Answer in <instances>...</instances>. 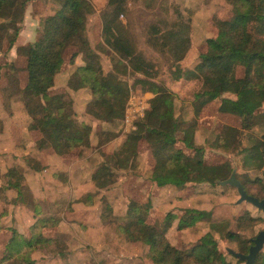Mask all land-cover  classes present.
Segmentation results:
<instances>
[{"label": "trees", "instance_id": "trees-1", "mask_svg": "<svg viewBox=\"0 0 264 264\" xmlns=\"http://www.w3.org/2000/svg\"><path fill=\"white\" fill-rule=\"evenodd\" d=\"M29 1L0 0V52L7 53L15 46ZM228 2L233 8L232 16L214 19L216 35L202 42L195 64L187 69L181 63L191 44V25L189 17L176 4L172 6L167 28L151 21L139 27L135 11L128 6L127 0H106L98 12L103 39L93 46L86 30L87 16L94 9L89 0H61L60 7L53 13L38 15L35 39L15 46L16 58L21 62L18 65L9 61L6 73L30 117L27 130L39 133L33 142L35 148H50L56 155L63 156L90 145L91 126L77 119L72 99L64 93H49L65 61L67 48L73 47L69 58L73 70L67 86L72 90L88 89L91 98L86 112L93 118L105 122L124 119L129 85L119 75H126L129 70L141 74L135 77L134 83L143 92L151 93L148 107L134 121L133 128L118 148L119 168L135 167L139 144L145 141L153 159L150 181L157 187L171 185L182 189L200 183L216 185L218 180L227 178L233 169L231 159L222 157L218 163H208L196 157L198 148L187 137L194 134L203 108L217 98L220 99L217 112L239 117L241 129L252 128L258 111L263 108L264 0ZM104 52L111 56L112 62V69L107 73L100 62V53ZM79 56L81 61L75 64ZM239 67L243 69L241 75H238ZM162 72L167 73L174 84L190 80L201 82V89L192 97V121L176 116L174 99L179 92L169 86V81L155 80ZM223 93L228 96L221 98ZM262 116L264 120V114ZM228 129L235 130L233 126L224 127L220 134ZM110 132L109 139H112L115 133ZM181 134L184 137H180ZM226 134L222 143L217 141L216 149L219 146L229 149ZM179 143L189 148V153ZM239 151L243 170L261 168L264 137ZM27 162L35 170L42 168L34 158H28ZM113 175L114 169L102 162L91 178L98 188H105L113 182ZM4 176L6 181L0 186V201H7L4 192L9 188L16 189L15 200L21 198L22 171L11 166ZM240 181L248 194L264 198L250 192L247 186V182L258 181V178ZM4 212L5 207H2L0 220ZM110 213L111 207H108L106 213H101V221H107ZM149 213V202L130 200L119 229L126 241L144 243L147 246L145 255L154 264H233L225 259L209 231L188 249L177 247L168 240L167 231L175 219H178L177 229L182 230L191 226L196 216L204 214L203 211L186 208L179 216L174 211H167L159 226L147 221ZM255 220L244 211L236 217V227L238 230L246 228ZM56 222L54 217H39L29 226L28 235L12 228L0 248V264H35L31 255L53 240L44 230ZM3 228L0 223V232ZM223 237L234 241L242 253H247L252 244L250 238L242 237L237 230H227ZM254 264H264L263 250L256 255Z\"/></svg>", "mask_w": 264, "mask_h": 264}, {"label": "rangeland", "instance_id": "rangeland-1", "mask_svg": "<svg viewBox=\"0 0 264 264\" xmlns=\"http://www.w3.org/2000/svg\"><path fill=\"white\" fill-rule=\"evenodd\" d=\"M60 1L35 0L31 4V15L36 18L38 15L51 14L60 7ZM89 1L94 9L87 16L86 30L89 42L93 46L103 39L99 34L100 20L98 12L103 8L106 0ZM127 4L134 9L139 27L151 21L167 28L172 6L175 4L189 17L191 44L186 57L181 63L184 69L192 68L195 64L202 42L206 38L216 35L217 29L214 19H229L233 14L232 5L228 0H127ZM38 6H40V9L37 10ZM120 18L124 20L123 16ZM31 30H34V24H31ZM29 35L30 33L27 37H30ZM22 39L23 37L20 38V41ZM17 44H19V41ZM143 48L149 52L145 46ZM13 50L7 53L0 52V119L2 120V130L0 131V181L2 182L1 185L5 184L4 171H7L11 166H17L24 173V186L22 187V196L20 195L24 203L21 200L19 202L26 209L34 211L35 217L32 214L30 222H34L38 216H46L42 207L47 204L45 200L36 202L32 198L28 184L25 182V178L33 179L30 177L32 175L30 172L37 171L27 162L28 158H34L39 163V166L48 168L47 171L38 170L42 175L37 177L38 183L42 184L44 189L48 186L51 191L60 194L62 198L70 196L76 200L78 197L81 199L86 197L99 207L100 215L102 212L106 213L108 207H111V213L107 215V221L103 223L107 224L109 231H112L116 245L122 246L126 241L119 226L124 223L126 206L130 200H136L139 203L149 202L150 213L147 221L156 226L161 224L167 211H174L179 216L181 210L190 208L203 211L204 214L196 216L192 225L182 230L177 229L178 219H175L167 231V238L170 243L177 247L188 249L203 234L209 231L216 239L220 250L224 252L227 261L233 264H244V261L229 255L225 251L226 247L236 251H238L239 247L234 241L224 238L223 234L227 230H237L242 237H254L260 230H264V212L248 202L237 203L238 193L235 188L219 184L209 185L207 183H200L196 186H188L182 189L171 185L157 187L150 181L153 159L145 141L139 144L135 167L129 169L119 168L117 163L118 148L126 134L133 128L134 121L143 115L151 97V93L143 92L139 85L134 83L135 77H140L141 74L129 70L126 75H119L129 85V97L126 102L124 119L114 122L95 119L86 112L88 101L91 98L88 89L72 90L67 86V79L73 70V66L69 63V58L74 50L73 47L67 48L64 56L65 61L60 72L55 76L54 85L49 89V93H64L72 99L77 119L91 126L90 145L74 149L71 153L56 158L55 161H48L54 153L50 148L43 150L34 148L33 142L39 137V133L27 130L30 117L24 110L21 95L18 94L17 88L11 84L6 74L9 61H14L18 65L21 62L19 59L14 58ZM110 57L105 52L100 53V62L104 73L112 69ZM80 61L79 56L76 58L75 64L80 63ZM242 72L243 69L239 67L238 75H241ZM155 80L168 82L169 78L167 73L162 72L159 73ZM169 86L179 92L178 94L176 93L174 99L176 116L185 121H192L194 118L192 97L195 92L201 89V82L190 80L181 84H174L169 81ZM225 96H228V94H221V98ZM262 98L263 108L258 111L256 124L250 129H241L239 127V117L217 112L220 99H215L203 108L194 134L187 137V139L193 146L198 148L195 151L196 157L212 164L220 162L222 157H228L231 159L233 169H236V175L239 180H245V178L255 180L258 178V181L247 182V186L250 192L258 193L264 197V164L259 169L243 170L240 160L241 154L238 153L242 147L250 145L262 138V136L264 137V120L262 116L264 114V95H262ZM229 126H233L235 130L230 131L228 129L220 134L222 128H229ZM110 131L115 133L112 139H109L111 137ZM226 132L229 149H225L222 146L216 149L215 147L219 145L217 141L219 140L222 143L221 140ZM219 136L220 139H218ZM180 137H184V135L181 134ZM179 144L183 146V144ZM184 148L189 153L190 149L186 146ZM102 162H106L114 169V179L107 187L98 188L92 181L91 176ZM25 173L28 174L26 177ZM12 192L15 193V191L10 189L9 194L13 195ZM12 197L15 198L11 196V199H13ZM3 204H5L4 201L0 204V209ZM13 205L16 204L14 203ZM10 206L9 204L7 208L15 209L14 206ZM63 206L64 204L61 201H57L54 205L53 214H57L56 218L64 217ZM244 211H248L256 220L251 226L238 230L236 217ZM51 216L53 217V215ZM14 227L12 224V226H6L3 230L9 234ZM5 232L0 233V248L5 241ZM80 242L78 240L77 244H72L68 248L62 237L57 240H51L49 244L57 246V249L52 252L54 255H51L55 257L59 255V258L62 259V264H69L72 262L70 257L71 249H76L78 245H81L82 249L87 248L86 244L83 245ZM127 242L128 250L134 247V252L138 253V257L141 260L140 264H154L145 255L147 246L144 243L140 241ZM116 245H111V247L117 248ZM89 246L94 254L93 244L89 243ZM131 256L130 253H127L114 260H106L103 264H130L133 261ZM86 258H88L86 264L93 263L88 255L84 258L73 257V262L80 263L82 259Z\"/></svg>", "mask_w": 264, "mask_h": 264}, {"label": "crops", "instance_id": "crops-1", "mask_svg": "<svg viewBox=\"0 0 264 264\" xmlns=\"http://www.w3.org/2000/svg\"><path fill=\"white\" fill-rule=\"evenodd\" d=\"M35 2V0H30L24 11V15L21 22V27L18 33V37L15 46L25 44L27 42L33 41L37 35V26H38V16L36 18H33L31 15V4ZM40 9V6H38L37 10ZM31 24H34V30H31ZM30 33V37H27V35ZM100 33H101V23H100ZM99 33V34H100ZM23 37V41H20V38ZM21 42V43H20ZM15 46L11 49L14 52V58H16L15 54ZM10 50V51H11ZM79 64V63H78ZM58 74V73H57ZM56 74V75H57ZM35 148V147H34ZM37 149V148H36ZM54 153V152H53ZM53 158L50 157L48 161H55L56 158H60L62 156L56 155L55 153L52 154ZM43 171H47L48 168L42 167ZM40 169V170H41ZM6 171H4L5 174ZM23 173V172H22ZM30 177L33 178L30 180L29 178H25V182L28 184V188L32 194V198L36 202H40L41 200H45L47 204H45L42 207V210L46 216L41 217H52L56 218V215L53 214L54 211V205L57 201H61L64 206L62 210L63 218H57V222L54 223L53 226L47 227L44 230V233L46 236L51 237L53 240H57L59 237H62L65 245L69 248L72 244H77V241H81L80 243L86 244L87 248L82 249L81 245L76 246V249H71L72 252L70 254V257L72 258V262L70 264H86L88 258L82 259L80 263L73 262V257L75 258H84L87 255L90 256V260L93 263L90 264H103L106 260H114L117 257L124 256L127 253H130L133 257L132 262L130 264H140L141 260L138 257V253L134 252V247L130 248L128 250V242L125 241L124 245H116L115 240L112 234V231H109L107 224L103 223L101 221L99 207L96 206V204L92 203L88 198L81 199L78 197V199L75 200V198H72L68 196L67 198H62L60 194L55 193L54 191H51L49 187L47 186L45 189L43 188L42 184L38 183L37 177H41L42 175L40 172L33 171L30 172ZM28 174L25 173V177ZM24 176V173H23ZM5 183V182H4ZM2 182L0 181V186ZM170 186V185H169ZM10 189L15 191L13 195L9 194ZM11 193V194H12ZM10 197H8L9 195ZM16 189L9 188L5 191L6 195V202L1 206L5 207L4 216L1 218L0 223L5 228L6 226H12V224L15 226L14 228L23 235H28V228L33 223L30 222L31 215L35 217L34 211H31L30 209H26L22 203H24L23 199L20 197L15 200V198L11 199V196L16 197L17 195ZM15 200V202H13ZM21 200V202H19ZM3 203V201H0V204ZM16 205H13V204ZM14 206L15 209L7 208L8 205ZM10 206V207H11ZM45 207V208H44ZM1 210V209H0ZM59 211V210H58ZM7 212V213H6ZM58 213V212H57ZM69 216V217H68ZM18 217V218H17ZM39 218V216L37 217ZM36 218V219H37ZM35 219V220H36ZM34 220V221H35ZM23 222H25L23 224ZM8 223V224H7ZM16 224V225H15ZM26 228V230H25ZM1 232H5L3 229ZM0 232V233H1ZM10 235V232H5L4 236L8 238ZM89 243L93 244L94 248V254L91 252L92 248H90ZM116 245V247H111V245ZM64 247V245H63ZM52 248V249H50ZM55 249H57L56 245H52L51 243H47L46 245H43L42 247L38 248L32 253V258L35 259V264H62V259L58 257L52 256L51 254ZM117 249V250H116ZM48 250V251H47ZM119 253V254H118ZM58 254V253H56ZM137 254V255H136ZM118 255V256H117Z\"/></svg>", "mask_w": 264, "mask_h": 264}, {"label": "water", "instance_id": "water-1", "mask_svg": "<svg viewBox=\"0 0 264 264\" xmlns=\"http://www.w3.org/2000/svg\"><path fill=\"white\" fill-rule=\"evenodd\" d=\"M217 184L221 186H231L235 188L236 192L238 193L237 203L240 202H248L258 210L264 211V198L259 199L253 195L248 194L244 188L242 182L237 178L236 169H232L230 175L223 179L218 180ZM253 244H251L248 248L247 253H242L236 251L230 247H226L225 251L239 260L244 261V264H254L256 255L263 250L264 247V231L260 230L254 238H252Z\"/></svg>", "mask_w": 264, "mask_h": 264}, {"label": "flooded vegetation", "instance_id": "flooded-vegetation-1", "mask_svg": "<svg viewBox=\"0 0 264 264\" xmlns=\"http://www.w3.org/2000/svg\"><path fill=\"white\" fill-rule=\"evenodd\" d=\"M264 212V211H263ZM264 231V230H263ZM255 237V236H254ZM254 237H251L250 239H251V242H252V238H254ZM252 244H253V242H252ZM263 251H264V247H263Z\"/></svg>", "mask_w": 264, "mask_h": 264}]
</instances>
